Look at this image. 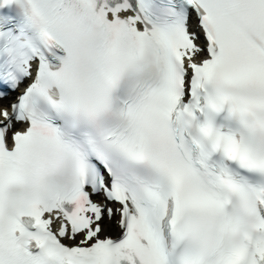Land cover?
I'll use <instances>...</instances> for the list:
<instances>
[{
    "label": "snow or ice",
    "instance_id": "1",
    "mask_svg": "<svg viewBox=\"0 0 264 264\" xmlns=\"http://www.w3.org/2000/svg\"><path fill=\"white\" fill-rule=\"evenodd\" d=\"M0 264H264V0H0Z\"/></svg>",
    "mask_w": 264,
    "mask_h": 264
}]
</instances>
